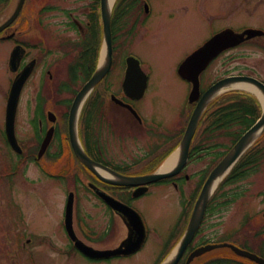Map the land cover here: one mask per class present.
I'll return each instance as SVG.
<instances>
[{"label":"rangeland","instance_id":"rangeland-1","mask_svg":"<svg viewBox=\"0 0 264 264\" xmlns=\"http://www.w3.org/2000/svg\"><path fill=\"white\" fill-rule=\"evenodd\" d=\"M151 1L154 11L147 21L148 33L140 32L128 46L122 43L123 49L120 48V52L124 53L125 50L132 49L149 73L147 92L137 107L145 118L143 126L146 128L150 126L152 129L147 132V129L131 124L126 112L112 106V111L108 112L111 123L97 112L93 113L89 121L90 127L94 128L92 137L94 133L99 140L102 160L109 165L135 166L132 169L133 173L161 169L163 163L169 159V153L182 136L187 111L185 110L183 117L182 112L186 107L188 86L176 77L174 70L185 48H189L205 37H210L214 31L224 25H233L236 28L239 26L264 28V11L256 8V5L252 9L241 10L242 7L238 5V0ZM92 5H94V0H27L24 11L14 25L19 30L31 29L28 33L32 40L40 46H45L49 51L48 56L41 60L34 75L27 83L18 107L15 129L19 144L24 151L21 156L8 149L2 136L5 94L9 80L13 76L7 70L11 45L9 43L0 44V210L4 209L6 213L0 216V226L1 224L4 226L0 228V232L14 230L11 226H7L9 221H12L15 226L23 222L21 230L26 228L27 233L35 234L32 236V241L36 255L48 247L47 240L41 239L42 236L49 237L53 250L65 247L66 240L60 228L61 213L66 194L70 191L77 193L74 202L75 218H79L81 223L93 232H100L108 226L107 217L102 214L100 208L96 209L95 199L88 195L82 187L92 177L79 166L66 139V115L74 93L80 89L81 83L80 81L69 82L66 89L57 90L59 85L68 83L66 67L76 59L81 43L79 34L70 27L72 18L85 26L89 19L87 13L93 9ZM13 6L5 10V14H0V22L8 16ZM45 7L50 10L42 11ZM4 8L5 6H0V12ZM177 8L179 10L185 8L187 13L184 16L182 12L174 13L172 18H166L167 11L177 12ZM93 16L98 19V26L96 25L98 34L95 43L99 45L98 61L102 50L100 47L102 36L99 3L95 5ZM121 40L122 38L119 42ZM263 51L249 44L225 54L223 58L209 67L205 74L206 83L209 84L219 76L236 75L241 72L244 74L256 72L264 79ZM34 53L39 54L38 50ZM116 55L120 57L118 51ZM47 66L51 68L54 76L51 82L47 75H41L42 69ZM116 67L109 79L114 88L118 87L122 66L118 62ZM51 86H55L56 89L47 91ZM39 88L42 89L39 94L41 103L48 109L50 107L56 109L58 115L62 116L59 122L62 139L65 138V141L63 139L61 147L60 143L55 142L47 154L36 162L34 158L38 145L32 125V108L39 101V98L36 99V92ZM246 94L250 93L230 87L223 89L209 102L201 117V123L193 142V146L199 144L202 149L193 156L186 167L184 174L188 176V180L180 185L179 191L171 185L161 184L133 203L148 227L151 228L152 237H149L146 247L137 256L119 264H152L155 252L158 253L165 242L169 249L176 244L186 227L198 194L201 175L215 164L216 154L223 153L232 145V136L228 133L222 132L213 137L205 133L206 118L220 105L226 104L229 98ZM250 95L257 97L252 93ZM91 101H93V96L87 100V105ZM56 102L62 103L63 106L57 107ZM81 125H79V134L82 139L84 137L82 134L83 121ZM213 144L217 147L210 150L208 147ZM159 146L164 149L162 148L151 164L148 161L145 164L139 163ZM254 151H260L261 154V160L255 171L239 181L225 184L215 194L212 202L214 209L205 216L193 245H196L198 241L226 243L250 251L264 259V136L258 140ZM57 153L58 156H56ZM174 154V152L171 153L170 157ZM10 171H17V173L10 177V181H7L9 176L4 175ZM186 204L187 208L184 210ZM185 213L186 218H183ZM115 228L113 240L116 242L124 235V229L118 221ZM173 231L177 235L170 238ZM15 248L14 240L3 237L0 239L3 264H9L10 261L6 260L16 253ZM54 253L52 251L47 256L45 264H82L81 260L75 257L65 259L64 256L59 257ZM209 254L205 255V258L203 256V259L200 258L202 263L212 258L226 257L237 264H251L237 259L227 248L216 249ZM36 261L43 264L42 256H38Z\"/></svg>","mask_w":264,"mask_h":264},{"label":"water","instance_id":"water-1","mask_svg":"<svg viewBox=\"0 0 264 264\" xmlns=\"http://www.w3.org/2000/svg\"><path fill=\"white\" fill-rule=\"evenodd\" d=\"M24 0H18L17 6L10 16V18L0 26V32L10 25L14 19L17 17L21 6ZM100 16L102 21V30H103V47H102V57L101 61L93 73L91 78L84 84L81 90L75 96L68 118V134L71 148L77 158V160L87 168L91 173L96 175L103 182L116 185V186H143L151 183L158 182L163 179L170 178L183 168L187 162L188 153L192 138L196 132L199 120L202 113L204 112L208 103L223 89L229 88L236 84H247L253 87L260 95L261 104H262V113L260 118L240 137V139L234 144V146L226 153V155L220 160V162L214 167V169L209 173L207 179L205 180L198 198L194 204L190 219L186 230L172 251L169 257L162 264H177L180 258L182 257L185 249L190 244L194 238L197 230L199 229L201 222L203 220L206 207L215 192L216 188L223 180V178L231 171L234 165L238 162L241 156L250 148V146L261 136L264 132V85L254 78L247 76H238V77H228L223 79L213 86H211L201 97L199 92V74L207 67L209 62L214 58L220 51L238 44L243 39V35H237L230 31H225L207 42L202 48L197 52L189 56L178 69L179 75L186 81L192 83V90L189 94V103L197 102L192 115L187 124L184 135L180 141L178 149L176 150L177 161L174 167L169 172H163L161 169L155 171L154 173L143 175V176H123L102 164L96 163L93 161L87 154L84 152L78 138L77 132V121L78 116L81 111V108L91 93L93 88L97 83L107 74L111 66V32H110V17H111V5L108 4V0H100ZM254 31H247L244 35L251 37L254 35ZM19 56L16 50L11 54L10 66L14 70L16 64L18 63ZM128 68L125 75V80L123 83V88L127 94H130L132 97L138 99L142 96L145 90V79L139 80L138 83V73L139 68L138 64L134 60L127 61ZM29 70L25 69L13 82L8 100L6 105V118H5V133L7 140L10 146L16 152L20 153V148L17 144L15 134H14V121L15 114L17 110L18 100L23 87L24 82L29 76ZM138 83V84H137ZM136 84L138 86L134 89L136 92L132 94L130 90L132 85ZM51 114H49L50 116ZM53 134V129H50L40 148L38 158L45 153L47 147L51 142ZM105 174L107 177L102 176ZM109 176V178H108ZM107 203L111 208L116 210L118 213L125 216L132 225L133 229L137 231L138 237L135 242H130L131 238H128L123 244L127 249L138 248L143 241V226L139 216L131 209L126 206H123L119 202H116L113 199H106ZM71 208H72V197L70 196L67 203V212H66V227L67 231L70 233L71 229ZM76 246L87 256L89 257H107L110 255L118 254L119 251H106V252H97L82 243H76ZM136 246V247H135ZM217 248H229L235 255L246 258L255 264H264V259L258 257L257 255L250 253L248 251L239 249L235 246L228 244H216V245H207L201 248L194 250L187 258L185 264H190V262L200 255L211 251Z\"/></svg>","mask_w":264,"mask_h":264},{"label":"flooded vegetation","instance_id":"flooded-vegetation-1","mask_svg":"<svg viewBox=\"0 0 264 264\" xmlns=\"http://www.w3.org/2000/svg\"><path fill=\"white\" fill-rule=\"evenodd\" d=\"M26 1H24V4L22 6V9L18 15V17L14 20V22H12L5 30H3L0 33V44L3 43H9L11 46V49L9 50V53L12 52L13 49L18 48V51L22 53V59L20 62V65L18 67V70L16 72V74H18L25 66L27 65H31V67L33 66L32 69V73L27 81V83L30 81V79L32 78V76L34 75L39 62H41V60H43V56H41V60H40V53L42 54L41 49L46 48L45 46H40L38 45L34 40H32L31 36L29 35L28 31L30 32L31 29L26 30V29H22L19 30L18 27H14L16 21L18 20L20 14L22 13V11H24V7L26 4ZM239 4L241 5L242 9L241 10H246V9H252L253 6H257L256 8L262 9L264 11V0H238ZM14 3V4H13ZM233 4V3H232ZM13 6L12 11L8 14V16L5 19H2V21L0 22V25L2 23H4L5 20H7V18L9 17V15L11 13H13V10H15V7L17 6V1L15 0H7V1H0V6H5V8L0 12V14L2 13L5 14V12L11 8ZM6 10V11H5ZM90 11V10H89ZM154 11V6L152 4L151 0H118L115 4L114 10L112 12V16H111V35H112V43H113V62H112V66H111V70L109 71V73L105 76V78L102 80V82L100 83L101 87L103 90H106V93H108V98L105 99V103H103V105L98 106V114L101 115L102 117H104L106 114H108L109 111H112V107H118L121 110H123L124 112L127 113V115L129 116L128 119L130 122H132L131 124H136V126L138 127H142V125L144 124V116L143 114L140 112L139 108L137 107V104L143 100V98L135 101L132 100L131 98H128L127 96H125V94L123 93L122 90V80H123V76H124V72L126 69V60L127 58L134 56L136 58H138L136 56L135 53L132 52V49H127V51L125 50L124 53L120 52V48L123 49L121 46L122 43H124L125 45L127 44V46L134 40L137 38V35H139V33L146 31V33H148V20L151 18L152 14ZM182 12V16H184L187 11L185 8L182 9H178L177 8V12L172 10L171 11H167L166 18H172L174 16V13H179ZM92 16L94 14V11L91 10V12H89ZM89 13H87V16H89ZM1 15V16H2ZM74 23L76 24V30L78 31V34L81 38V40H85L87 38V36H89V30H90V25L91 22L88 20V22H86V25H80L79 23H76L74 21ZM246 29H253V30H257V31H262L263 33H258L256 36H254L252 39L247 40L241 44H239L238 46L229 48L223 52H221L212 62L211 64L217 62L220 58H223L225 54L230 53L233 50H237L239 48H243L246 47L247 45H252L254 46L256 49L258 50H264V28L263 27H256V26H239V28H236L233 25H224L219 27L216 31H214L212 33V35L210 37H205L204 39H202L201 41L193 44L192 46H190L189 48H185L184 52H183V56H180V60L177 62V64H180L182 61H184L190 54H192L193 52H195L198 48H200L203 44H205L209 39H211L214 35L218 34L219 32H222L224 30H233L234 32H242ZM121 42H119V39H121ZM126 42V43H125ZM38 46V47H37ZM38 50L39 54H35L34 52ZM117 51L119 52L120 57H118ZM264 52V51H263ZM118 58H119V63L122 66L121 68V78L120 81L118 83V87L114 88L113 86H111V83L109 82L111 75L113 74L116 65L118 64ZM121 59V60H120ZM139 59V58H138ZM140 60V59H139ZM147 72V71H146ZM41 75L45 76L47 75L49 78V81L51 82L54 79V76L51 72V68L49 66H47L46 68H43L41 71ZM148 73V72H147ZM16 74L14 76H16ZM149 75V73H148ZM236 75H244V73H238ZM246 75H250L253 76L254 78H256L257 80L261 81L264 83V79L261 78V76L259 74L255 73H248ZM220 79V78H219ZM149 80H150V76H149ZM149 83V81H148ZM212 84V83H211ZM210 84V85H211ZM207 85L206 81H205V77H203V84L201 82V87L204 88ZM209 85V86H210ZM42 91L41 88L38 89V91L36 92V99L39 98V94ZM147 92V90H146ZM111 95H115L118 99H120L121 101H123L124 103H127L129 105L132 106V108L137 112V114L141 117L142 121L139 122L135 116L127 109L122 108L118 105H116L112 100H111ZM59 107H62L63 104L59 103L58 105ZM112 106V107H111ZM194 107V106H193ZM45 111V107L42 106L40 103L36 102L34 107L32 108V118H33V123L32 125L35 128V134L36 136H34L36 138V140L39 139V134H45V132L47 131V129L49 127H47L45 119L46 117L42 115V113ZM57 117V116H55ZM58 118V117H57ZM55 131H54V136H53V141H57L58 142V124L56 123L54 125ZM148 130V128H147ZM39 133V134H38ZM141 133V132H140ZM95 153L100 154V148L96 149ZM186 167L182 170L185 171ZM149 171V170H148ZM10 175H15V173L12 171L10 174H8V176ZM11 177V176H10ZM93 177V181L91 183H88L87 185H82L83 189L85 190L86 193H88V195L92 196L93 199H95L96 201V209L100 208L102 210V214L104 216L107 217V223L108 226L102 230V231H98V232H93L90 231L87 226H85L84 224L81 223V220L79 218H75L74 214H73V221H72V225H73V234L75 236L76 239H78L79 241H81L82 243L93 247L96 250H117L119 249L122 244L125 242V240H127L128 238H131L130 242H135V240L138 237L137 232L134 231L133 227H130V231L127 229V226L125 225L127 223L126 220L122 219L121 216L117 215L111 208H109V206L106 204L105 201H103L100 198L101 193L106 194L107 196L120 201L121 203L130 206L132 208H135L133 205V203H135L136 201H138L139 199L145 197L146 195H148L151 191V189H153L154 187L160 186L161 184H168L171 185L174 189H178L179 183L188 180V176L186 175H182V173L178 174L177 176L165 181V182H161V183H157V184H152L148 186V191L139 196V197H133V191L135 188H122V187H116V186H112L106 183H103L101 180H99L95 175H92ZM75 196V193H74ZM103 196V195H102ZM13 203V202H12ZM14 207V206H13ZM65 207V205H64ZM19 211V210H17ZM74 213V212H73ZM0 216H4L6 213L3 210H0ZM65 214L62 213V218L63 215ZM124 220V221H123ZM119 222L123 229H124V235L118 239V241H114V229H116V222ZM60 223V222H59ZM7 226H11L12 229L14 230H8L7 232L1 231L0 232V239L3 237L5 239H9V240H14V243L16 244V253H14V255L12 257H5V259H7L6 261H10L9 264H40L38 261H36L38 256H42V263H44V261L47 259V256H49V254L53 253L59 257L64 256L65 259H67L68 257H75L78 260L80 259L82 264H119L122 261L125 260H130L131 258L137 256L147 245L148 241H149V233L146 234L144 243L142 244V246L137 249V250H128L127 248L124 247L121 249L120 253L114 256H109V257H104V258H89L87 256H85L84 254H82L76 247H75V243L74 241H72L69 237V234H67L66 230H65V225L64 223H62L61 225V229H62V235L64 237V239L66 240V245L64 248H59V249H52L51 247V242L49 237L47 236H42L41 239L43 240H47V249L46 250H42L41 253H37L38 255H36V251L33 248L34 242L32 241V236H34L35 234L32 233H27L26 232V228H24V230H21L20 227H22V225H24L23 222H21V224H17L15 226V224L12 221H9L7 223ZM18 226V228H16ZM0 228H4L3 224H1ZM21 242V243H20ZM110 243H113V245H110ZM156 244H158L156 242ZM20 246V247H19ZM123 251V252H122ZM163 247L160 249V251L157 253L155 252V259L152 261V264H160L163 261ZM187 254V253H186ZM186 254L184 255V257L181 259V261L179 262V264H184V260L186 258ZM7 255V254H5ZM4 260H3V254H0V264H3Z\"/></svg>","mask_w":264,"mask_h":264},{"label":"trees","instance_id":"trees-1","mask_svg":"<svg viewBox=\"0 0 264 264\" xmlns=\"http://www.w3.org/2000/svg\"><path fill=\"white\" fill-rule=\"evenodd\" d=\"M1 2H5L7 0H0ZM99 3V0H94V9L95 5ZM93 24L90 28V38L87 41H83V44L80 47V53L74 60V62L69 67V82L74 83L78 78L80 72H82L84 79H88L89 75L93 72L96 62H97V52L99 49V45L96 43V36L98 34V19L93 18ZM94 103L95 101H91L87 105V114L83 116V121L86 124L85 130L87 131L85 134V141L88 147V143L91 141V135L89 132L90 129V118L94 113ZM260 115V106L256 98L250 94H246L244 96L235 95L232 98L228 99V102L224 105H220L216 110L210 113L206 118V127L205 133L208 136L213 137L217 134H221L222 132L228 133V135L232 136V145L238 140V138L248 129L250 128L257 118ZM206 117V116H205ZM231 145V146H232ZM253 145L237 162L234 168L231 170L230 174L223 180L220 184L217 192L227 183L239 181L245 178L248 174L253 173L257 167V164L261 160L260 151H254ZM217 147V145H212L208 147L210 150ZM202 149L199 144L192 148L193 155L200 152ZM228 148L227 150H229ZM208 150V149H207ZM224 151L221 154H216V158L214 159V163H217L221 157L227 152ZM89 154H91V150L88 148ZM58 156V153L56 154ZM54 156V158L56 157ZM215 164H213L214 166ZM80 166V165H79ZM212 166V167H213ZM81 167V166H80ZM211 167V168H212ZM209 171H205L202 175L201 183L207 176ZM200 183V185H201ZM200 186H198L199 188ZM214 198L211 200L208 206V213L213 211L214 207L212 206ZM232 262L231 259H214L210 261L212 264H229Z\"/></svg>","mask_w":264,"mask_h":264},{"label":"bare ground","instance_id":"bare-ground-1","mask_svg":"<svg viewBox=\"0 0 264 264\" xmlns=\"http://www.w3.org/2000/svg\"><path fill=\"white\" fill-rule=\"evenodd\" d=\"M114 0H108V4L111 5L113 3ZM233 88L239 89V90H243L246 91L248 93H252L254 95H256L257 97H259L260 99V95L259 93L251 86L247 85V84H236L234 86H232ZM261 101V99H260ZM177 161V156L174 154L173 156H171L169 159H167L162 167H161V171L163 172H169L175 165Z\"/></svg>","mask_w":264,"mask_h":264}]
</instances>
